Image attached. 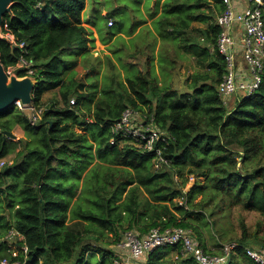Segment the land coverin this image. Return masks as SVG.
Segmentation results:
<instances>
[{
	"label": "trees",
	"instance_id": "obj_1",
	"mask_svg": "<svg viewBox=\"0 0 264 264\" xmlns=\"http://www.w3.org/2000/svg\"><path fill=\"white\" fill-rule=\"evenodd\" d=\"M164 2L157 23L152 21L156 33L143 26L132 47L147 68L122 78L110 55L109 72L89 68L84 79L78 75V57L63 66L75 45L88 51L81 17L86 0H14V15H4L1 31L24 41L23 55L32 61L31 103L45 109L34 126L15 104L0 111V161L16 149L12 162L0 166V264L3 258L7 264H110L122 251L109 246L124 232L145 234L152 227L189 229L211 253L232 240L264 246V68L251 95H236L224 105L216 88L224 59L214 48L221 3ZM13 45L0 40L4 67L23 53ZM179 52L193 55L198 65L182 92L168 83L158 85L154 76V57L169 73ZM90 75L97 76L96 86L87 82ZM49 91L57 98L44 99ZM126 107L153 115L155 124L174 137L163 149L170 162L162 170L153 169L151 153L112 133L111 124ZM15 123L24 131L16 141L3 133ZM190 175L195 181L185 190ZM249 212L257 216L252 229L244 220ZM235 213L240 234L226 237L228 228L217 225L231 222ZM11 228L21 234L16 241L27 246L25 254L17 247L13 256L2 240ZM179 248L157 247L139 264H197L190 255L174 260ZM242 263L255 264L240 248L224 264Z\"/></svg>",
	"mask_w": 264,
	"mask_h": 264
},
{
	"label": "built area",
	"instance_id": "obj_2",
	"mask_svg": "<svg viewBox=\"0 0 264 264\" xmlns=\"http://www.w3.org/2000/svg\"><path fill=\"white\" fill-rule=\"evenodd\" d=\"M219 2L222 9L216 19L219 31L214 48L223 57L224 68L216 88L222 103L228 105L230 99L236 95L246 97L251 95L261 82V72L264 68V0H219ZM109 24H112L111 18ZM1 33L8 37L10 43L23 51L16 64L5 67L8 76H34L32 61L23 55L26 52L25 42H17L10 31ZM20 66L25 67L24 70L16 73L15 69ZM71 103H74L73 99ZM15 105L22 111H27L28 122L33 126L40 121L45 109V106L32 103L22 105L19 101ZM110 129L112 133L125 138L142 152L151 153L155 171L158 172L169 164L170 159L163 154V149L174 137L155 124L153 115L147 117L135 108L126 107L119 119L111 124ZM110 142L113 143L114 139L112 138ZM5 162L1 160L0 166ZM193 180L195 181V178L190 175L188 184ZM183 200L177 199L179 204H182ZM18 237H21V234L11 228L2 238L13 256L19 252L16 241ZM168 245L180 247L173 253L174 260H178L180 256L190 255L197 264H224L230 260L231 254L243 248L255 264H264V246L249 247L241 245L238 241H227L219 247V252L211 253L198 244L189 229L183 227H152L145 234L127 230L117 244L122 251L121 256L112 262L139 264L142 255L152 252L157 247ZM18 248L24 254L27 252V246L24 244ZM7 263L6 258L1 260V264Z\"/></svg>",
	"mask_w": 264,
	"mask_h": 264
},
{
	"label": "rangeland",
	"instance_id": "obj_3",
	"mask_svg": "<svg viewBox=\"0 0 264 264\" xmlns=\"http://www.w3.org/2000/svg\"><path fill=\"white\" fill-rule=\"evenodd\" d=\"M183 1H187V0H182ZM87 6L85 8L84 11L81 12V16H85L84 18L87 19V21L92 22L93 24L96 25L97 31H99L100 33H104V32H108V33H112L115 34L116 31H118L119 29L123 30L125 33L129 34V32L133 31L136 27L137 24L141 23L142 21L146 20V18H152L155 17L156 11L161 8L164 9L165 5H164V0H86ZM101 6V10L98 9V7ZM186 6H183V8L185 9ZM169 8V7H168ZM110 11L111 13H113V18H111L112 20V26L109 27L107 26V24L109 25V19L110 17H107L105 14V11ZM87 13L89 14V16H87ZM103 13V14H102ZM158 16V15H157ZM218 16V14H217ZM217 16L215 19H217ZM115 18V19H114ZM157 18H152L151 20L154 23H157ZM113 21H115V23H113ZM107 22V24H106ZM150 22V19H147V24ZM89 25L88 27L93 29V35H94V41L91 42L89 44H91V47H89L88 44V51H81V46L80 45H75L72 49V54L71 57L68 54L67 59L65 61V63H63V66H67V64L70 63V61L76 59L78 57V60L80 61L82 59V62L80 61V64H83V61H89L90 62V68H94L95 70L98 68H102L104 71H110V67H109V63L108 60H106V58L103 56L105 52H109L110 56L112 57L111 60H113L116 64L117 67V72L118 73H125V75L127 76H131L134 77L136 75V73L138 72L139 68L142 70H145L147 68L146 65H144V60H142V57H140L137 60V68L136 66H130L127 67V62L124 61L123 58L129 56L130 53H132V48L129 49V46L134 44V41L136 39V37H134L133 39H129V43L130 45H128V43H126L122 37H116L114 36L111 41H113L112 45L110 46V43H108L107 45H104V43L100 40V38H98V33L95 29V27L92 26L91 23H85V26ZM91 26V27H90ZM145 28H148V25H144ZM140 32V31H139ZM137 36V34H136ZM141 36H142V32H141ZM138 37V38H141ZM165 40L167 41H171L172 43H174V39H172L171 37H169L168 34H164ZM116 38V40H115ZM115 40V41H114ZM110 46V47H109ZM112 46H114V48L116 50L111 51L113 48ZM111 49V50H110ZM213 50V48H212ZM95 56H99L101 57V61L98 60V58H96ZM115 56L118 57V60L116 62V58ZM240 56L242 57V53L240 54ZM119 57L121 58V60H119ZM154 59H156L157 62L154 61V76L156 78V82L159 85H163L165 84H170L171 88L176 89L178 92H182L183 90L187 89V84L186 82L188 79V76L193 73L197 68L198 65L195 61V58L193 55L191 54H187V53H181L179 52L177 58H176V63L174 64V69L170 70L169 69V73L165 71L166 68H164V66L162 65L159 66L158 60L156 57H154ZM167 61L164 60L163 63H166ZM143 65V66H142ZM123 69V71L121 70ZM86 69H82L80 70L78 73H84ZM83 77V74H81ZM100 77V76H99ZM123 77V75L121 76V78ZM84 78V77H83ZM96 78L97 76L95 75H90L87 78V82L91 83V84H95L93 86H96ZM56 91H49L47 93L44 94V99H54L55 93ZM243 96V95H240ZM148 107H146L147 109ZM25 116H27V111H23ZM11 132L15 134V138H13L14 140H16L19 137L23 136V132L20 129L18 123H15L11 129ZM18 148V147H17ZM16 153V149L14 151H11L10 153H8V155L3 158L5 160H7L9 163L12 162V159L14 158ZM195 178L194 175H191ZM197 179L199 181H203V177H197ZM194 183V180L192 183H189L185 190H187L192 184ZM184 202V200H183ZM236 214L232 215V221L226 223L224 220L222 225V222L220 225H217L219 227H223V228H228V232L226 233V237L228 236H232V235H239L240 234V229H239V225H238V219L236 218ZM245 223L247 226H249L251 229L255 227L256 224V220H257V216L255 215L254 212H249L247 214H245ZM232 223H235V228L233 230H231L230 228L232 227ZM230 225V226H229ZM125 233V232H124ZM204 233L206 238L209 237L210 233H207V231L204 229ZM213 233V232H212ZM106 240H108L107 243H109V239L106 238ZM234 241V240H232ZM227 242V241H226ZM210 243V242H209ZM107 246V245H106ZM113 246L115 248V251L118 252L117 250V244H112L109 247ZM209 249H212V245L209 244L208 245ZM216 251L219 249V247H215ZM215 248H213V250H215ZM120 253V251H119ZM174 253V252H173ZM235 253H233L232 255H234ZM250 258V257H249ZM251 259V258H250ZM253 260V259H252ZM110 264H113L110 263ZM161 264H169V263H161ZM170 264H174V263H170ZM180 264V263H177ZM245 264V263H242Z\"/></svg>",
	"mask_w": 264,
	"mask_h": 264
},
{
	"label": "water",
	"instance_id": "obj_4",
	"mask_svg": "<svg viewBox=\"0 0 264 264\" xmlns=\"http://www.w3.org/2000/svg\"><path fill=\"white\" fill-rule=\"evenodd\" d=\"M13 3L14 0H0V40L3 41H8V37L1 33L4 15L7 13L10 16L14 15L12 11ZM24 68L23 66L17 67L15 72L19 73ZM35 85L36 80L33 76H8L0 59V111L7 109L18 101L22 105H30L32 102V91ZM3 133L11 139L15 138V134L11 131L4 130Z\"/></svg>",
	"mask_w": 264,
	"mask_h": 264
},
{
	"label": "crops",
	"instance_id": "obj_5",
	"mask_svg": "<svg viewBox=\"0 0 264 264\" xmlns=\"http://www.w3.org/2000/svg\"><path fill=\"white\" fill-rule=\"evenodd\" d=\"M86 6H87V3H85V8H86ZM85 8H84V10H85ZM101 8V6H99L98 7V9L99 10H101L100 9ZM83 10V11H84ZM105 11V10H104ZM106 12V11H105ZM161 13V8H159L157 11H156V14H155V17H153L152 16V18H156L157 17V15H159ZM220 13V12H219ZM218 13V14H219ZM103 14V13H102ZM87 16H89V14L87 13ZM82 17V16H81ZM85 16H83L82 17V25H84L85 26V23H91L92 24V26L93 27H95V29L97 28L96 27V25L95 24H93L92 22H90V21H87V19L86 18H84ZM110 17V16H109ZM111 18H113V17H111ZM152 18H146V20H144V21H142L141 23H139V24H137L136 25V27H135V29L132 31V32H129V34H127V33H125L123 30H121V29H119L118 31H116V33L115 34H109L108 32H104V35H105V37H106V42L104 43L103 41H102V39H101V35H100V32L99 31H97V29H96V31H97V33H98V38H100V40L104 43V45H107L108 43H110V46L112 45V43H113V41H111V39L114 37V36H116V37H122V39L126 42V43H128V45H130V43H129V39H133L135 36H136V34H138L139 33V31L141 30V28L144 26V25H148L149 26V28L152 30V32H153V34L154 33H156L155 32V30H154V28H153V24H152ZM147 19H150V22L147 24ZM106 24H107V22H106ZM89 25H87V26H85L86 27V32H85V36L87 37V41H86V43H87V45L90 43V41L91 42H93L94 41V35H93V29H91V28H89L88 27ZM218 28H219V26H218ZM116 39V38H115ZM115 41V40H114ZM159 43H160V39L158 38V40L156 41V48H155V51L156 50H158V46H159ZM109 46V47H110ZM89 47H91V44H89ZM133 47V45L131 46H129V49L130 48H132ZM130 51H132V53H130L129 54V56H127V57H125V58H123L124 59V61L125 62H127V64L129 65V64H131V63H134L135 64V66H136V64H137V60L140 58V57H142V60H143V58H144V56H141L140 55V53H137V52H135V50H134V48L132 49V50H130ZM107 55H110V53L108 52H105L104 53V57L106 58V56ZM95 57H99V56H95ZM112 58V57H111ZM156 58H157V56H156ZM155 60V62H157L156 61V59H154ZM81 62H82V59L80 60ZM80 61L79 60H77V62H78V65H77V69H78V72L80 71V70H82V69H86L85 70V72L84 73H81L80 72V74L78 73V75H80V76H82L81 74H83V76H84V74L86 73V71L90 68V62L89 61H83V64H80ZM116 62H117V59H116ZM117 64V63H116ZM127 65V66H128ZM140 69V68H139ZM101 70V69H100ZM122 71H123V69H121ZM122 75H124L123 73H121ZM99 80H101V74H99ZM82 79H84L83 77H81ZM54 95H55V97H54V99L55 98H57V94H56V92L54 93ZM44 98V97H43ZM51 101V100H50ZM88 119H91V117H89L88 116ZM19 125V124H18ZM19 127H20V129L22 130V132H23V136H24V131H23V129L21 128V126L19 125ZM22 136V137H23ZM20 138V137H19ZM19 138H17V139H19ZM11 139V138H10ZM16 139V140H17ZM12 140H14V139H12ZM16 140H14V141H16Z\"/></svg>",
	"mask_w": 264,
	"mask_h": 264
},
{
	"label": "clouds",
	"instance_id": "obj_6",
	"mask_svg": "<svg viewBox=\"0 0 264 264\" xmlns=\"http://www.w3.org/2000/svg\"><path fill=\"white\" fill-rule=\"evenodd\" d=\"M1 32H2V31H1ZM8 41H9V40H8ZM14 45H15V44H14ZM2 160H5V159H2ZM5 161H6L5 164H6V163H9L7 160H5ZM5 164H4V165H5ZM4 165H3V166H4Z\"/></svg>",
	"mask_w": 264,
	"mask_h": 264
}]
</instances>
